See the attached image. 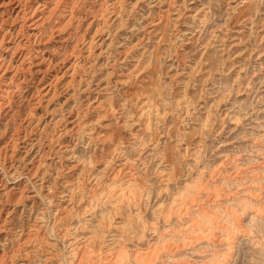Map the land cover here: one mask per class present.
Returning a JSON list of instances; mask_svg holds the SVG:
<instances>
[{
  "label": "rangeland",
  "instance_id": "obj_1",
  "mask_svg": "<svg viewBox=\"0 0 264 264\" xmlns=\"http://www.w3.org/2000/svg\"><path fill=\"white\" fill-rule=\"evenodd\" d=\"M28 1L0 0V264H264V0Z\"/></svg>",
  "mask_w": 264,
  "mask_h": 264
},
{
  "label": "bare ground",
  "instance_id": "obj_2",
  "mask_svg": "<svg viewBox=\"0 0 264 264\" xmlns=\"http://www.w3.org/2000/svg\"><path fill=\"white\" fill-rule=\"evenodd\" d=\"M16 2H18L20 4V7H22L21 10L19 11L21 15L18 14V16L20 17L26 16V14L29 12L28 9L30 8L29 1L28 0H16ZM56 7L58 8V6ZM53 14H54V10L48 13V18H51ZM34 24H37V23H34ZM24 25L25 24L22 23L21 28H24Z\"/></svg>",
  "mask_w": 264,
  "mask_h": 264
}]
</instances>
